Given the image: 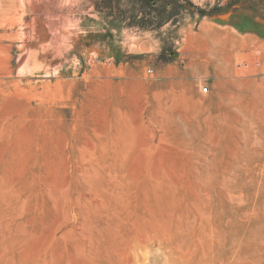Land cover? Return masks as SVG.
I'll return each mask as SVG.
<instances>
[{"label": "rangeland", "instance_id": "1", "mask_svg": "<svg viewBox=\"0 0 264 264\" xmlns=\"http://www.w3.org/2000/svg\"><path fill=\"white\" fill-rule=\"evenodd\" d=\"M175 253L264 264V0H0V264Z\"/></svg>", "mask_w": 264, "mask_h": 264}, {"label": "bare ground", "instance_id": "2", "mask_svg": "<svg viewBox=\"0 0 264 264\" xmlns=\"http://www.w3.org/2000/svg\"><path fill=\"white\" fill-rule=\"evenodd\" d=\"M139 245V244H138ZM143 245V244H142ZM141 246V245H140ZM180 248V247H179ZM175 249V248H174ZM179 250V249H178ZM175 252V251H174ZM184 254V253H183ZM183 254H179V253H175L174 254V257L176 258V259H178V264H185V262H186V256H183ZM189 254V253H188ZM187 254V255H188ZM186 264H188V263H186Z\"/></svg>", "mask_w": 264, "mask_h": 264}, {"label": "built area", "instance_id": "3", "mask_svg": "<svg viewBox=\"0 0 264 264\" xmlns=\"http://www.w3.org/2000/svg\"><path fill=\"white\" fill-rule=\"evenodd\" d=\"M206 90H207V89L204 87V88H203V91H206Z\"/></svg>", "mask_w": 264, "mask_h": 264}]
</instances>
